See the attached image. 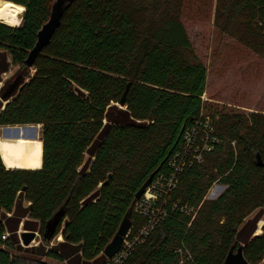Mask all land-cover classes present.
Segmentation results:
<instances>
[{"label": "trees", "instance_id": "obj_1", "mask_svg": "<svg viewBox=\"0 0 264 264\" xmlns=\"http://www.w3.org/2000/svg\"><path fill=\"white\" fill-rule=\"evenodd\" d=\"M53 1L0 0V126H42L39 167L8 168L0 153V264H55L12 253L21 223L44 241L62 235L46 253L31 248L56 264H113L103 249L135 193L165 158L166 170L202 112L213 118L215 147L184 169L167 216L120 264H224L242 243L250 264H264V112L208 110V68L181 0H75L29 66ZM9 2L25 6L18 24L1 17ZM214 21L264 56V0H217ZM215 182L225 190L205 199ZM146 222L133 212L132 234Z\"/></svg>", "mask_w": 264, "mask_h": 264}, {"label": "rangeland", "instance_id": "obj_2", "mask_svg": "<svg viewBox=\"0 0 264 264\" xmlns=\"http://www.w3.org/2000/svg\"><path fill=\"white\" fill-rule=\"evenodd\" d=\"M216 5L217 0H181L178 6L181 17L192 37L195 38L194 41L199 46V53L208 68L207 86L202 98L208 110L213 113L264 111V56L216 28L214 21ZM197 24L205 25L208 28H206L207 31H196ZM17 69L18 66L13 65L9 72L2 75V78L5 79ZM2 83L3 81H0V86ZM5 126L7 125L0 126L2 134L5 132ZM23 127L25 132L29 130L30 133H33V137L37 133L42 142L41 125L36 128H30L27 125ZM41 150L42 145L37 148L30 166L24 168L41 165ZM225 188L224 184L213 183L206 193L205 199L217 198ZM254 214L255 212L250 217H253ZM261 220L264 221V215ZM261 222L259 228H261ZM23 230L27 229H24L23 223H21L18 230L19 237ZM36 231L37 236L29 245L23 244L20 237L22 248L12 251V253L28 258L29 262L40 259L47 263H59L40 254L39 249L32 253L31 248L44 245L46 253L58 242L63 241L62 235L55 236L49 242L44 241L39 230ZM262 232L263 230L260 233ZM63 264L68 263L65 261Z\"/></svg>", "mask_w": 264, "mask_h": 264}, {"label": "built area", "instance_id": "obj_3", "mask_svg": "<svg viewBox=\"0 0 264 264\" xmlns=\"http://www.w3.org/2000/svg\"><path fill=\"white\" fill-rule=\"evenodd\" d=\"M217 141L214 135L212 116L202 112L200 118L185 131L179 148L167 161L166 170L159 171L142 196L136 198L133 212L145 216L147 222L135 234H132L131 228L120 251L109 258L111 263H122L135 245L143 241L158 222L167 216L166 206L174 202L173 195L179 186L182 172L186 167L196 162H202L204 154L212 151ZM173 205L176 206L177 203ZM182 210L193 213L192 218L195 217L197 211L194 208H187V206L182 207ZM3 237L5 239L7 236L4 235Z\"/></svg>", "mask_w": 264, "mask_h": 264}, {"label": "water", "instance_id": "obj_4", "mask_svg": "<svg viewBox=\"0 0 264 264\" xmlns=\"http://www.w3.org/2000/svg\"><path fill=\"white\" fill-rule=\"evenodd\" d=\"M74 1L75 0H54L53 1L50 16H49L48 20L42 25V27L38 31L37 41H36L34 47L28 53V56L25 60L26 64H28L29 66H32L34 64L36 58L41 54L42 50L47 45L50 44L54 34L56 33L57 29L61 25L62 18L66 14L67 10L72 6ZM130 84H131V82H128V84L126 86V90L124 91V93H123V95L119 101V105L121 107H124L126 105V98H127V93H128ZM26 125L29 127H32V128H36L38 126V124H26ZM23 126L24 125H7V126H5L4 134L7 133V131L10 128L23 127ZM19 135H21V132H20V130H17L16 136H19ZM257 160H258V164L260 166L264 167V161L261 158L259 153L257 154ZM165 161H166V158L160 163L158 168L150 174V176L147 178V180L137 190V192L135 193V199L140 198L142 196V194L147 190L148 186L151 184L155 175L163 167ZM135 199L131 202L127 211L123 215L118 227L116 228L113 235L109 238L107 244L105 245V247L103 249V253L108 258L113 257L114 255H116L120 251L127 234L129 233V231L132 228L133 206L135 203ZM0 213H1V209H0ZM61 213H62V210L53 219H51L48 222L47 231H46L47 236L51 237L53 235L55 225L57 224L58 219L60 218L59 216L61 215ZM263 225H262V227H263ZM36 236H37V231H35V230H23L20 233L22 243L25 245H29L36 238ZM244 246H245V244H240V246L237 248V251H234V247H233L230 250L229 254L227 255L224 264H250L248 259L244 255Z\"/></svg>", "mask_w": 264, "mask_h": 264}, {"label": "bare ground", "instance_id": "obj_5", "mask_svg": "<svg viewBox=\"0 0 264 264\" xmlns=\"http://www.w3.org/2000/svg\"><path fill=\"white\" fill-rule=\"evenodd\" d=\"M24 11L25 6L9 2L1 17L5 21L18 24ZM17 130H20L21 135L16 136ZM27 131L25 132L24 127H14L10 128L5 134L0 132V153L8 168H24L30 166L37 148L42 145L37 133L33 137V133H30L29 130Z\"/></svg>", "mask_w": 264, "mask_h": 264}, {"label": "crops", "instance_id": "obj_6", "mask_svg": "<svg viewBox=\"0 0 264 264\" xmlns=\"http://www.w3.org/2000/svg\"><path fill=\"white\" fill-rule=\"evenodd\" d=\"M12 66H13V65H12ZM12 66H11V67H12ZM10 70H11V68H10ZM10 70H9V71H10ZM9 71H7V72H9ZM7 72H4V73H7ZM4 73H3V74H4ZM3 74H2V75H3ZM2 77H3V76H2ZM259 111L264 112L263 110H259ZM260 220H261V219H260ZM261 221H262V220H261ZM261 221L258 222V228H259V223H260ZM263 224H264V221L261 223V227H262ZM258 228H257L258 231L256 230V231L254 232V235L259 234V233L261 232V231H260L261 229H258ZM61 238H62V237H61ZM242 244H245V243H242Z\"/></svg>", "mask_w": 264, "mask_h": 264}]
</instances>
